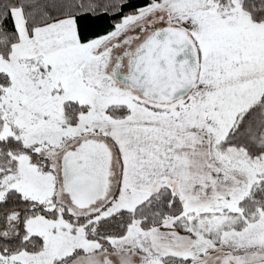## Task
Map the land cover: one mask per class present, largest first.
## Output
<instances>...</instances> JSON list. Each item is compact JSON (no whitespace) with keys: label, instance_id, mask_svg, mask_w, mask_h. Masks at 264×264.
<instances>
[{"label":"snow or ice","instance_id":"snow-or-ice-1","mask_svg":"<svg viewBox=\"0 0 264 264\" xmlns=\"http://www.w3.org/2000/svg\"><path fill=\"white\" fill-rule=\"evenodd\" d=\"M0 264H264V0H0Z\"/></svg>","mask_w":264,"mask_h":264}]
</instances>
